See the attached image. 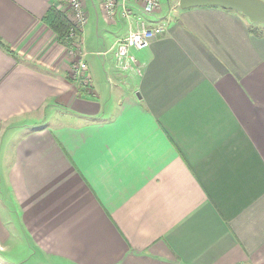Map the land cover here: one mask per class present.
I'll return each instance as SVG.
<instances>
[{"label": "crops", "instance_id": "obj_1", "mask_svg": "<svg viewBox=\"0 0 264 264\" xmlns=\"http://www.w3.org/2000/svg\"><path fill=\"white\" fill-rule=\"evenodd\" d=\"M82 4L79 58L62 0H0V264H264V24L172 6L120 71Z\"/></svg>", "mask_w": 264, "mask_h": 264}, {"label": "built area", "instance_id": "obj_2", "mask_svg": "<svg viewBox=\"0 0 264 264\" xmlns=\"http://www.w3.org/2000/svg\"><path fill=\"white\" fill-rule=\"evenodd\" d=\"M99 5L106 19L110 21L123 20L127 24V35L118 40L111 51H113L116 68L120 71H129L137 64L131 50L147 49L153 39L164 34L163 23L154 18L160 9V0H99ZM69 6L72 11L71 17L75 21L74 28L80 32L87 21L82 0H70ZM74 36L76 35L71 30L69 38ZM76 48V53H73L71 49L72 54L74 56L77 54L79 58L83 57V53L79 52V44ZM102 54H106V52ZM77 69L84 73L87 71V66L84 62L79 61ZM84 82H89L87 76L84 77Z\"/></svg>", "mask_w": 264, "mask_h": 264}, {"label": "water", "instance_id": "obj_3", "mask_svg": "<svg viewBox=\"0 0 264 264\" xmlns=\"http://www.w3.org/2000/svg\"><path fill=\"white\" fill-rule=\"evenodd\" d=\"M177 6L182 10L219 7L241 14L253 25L264 24V1L262 0H177Z\"/></svg>", "mask_w": 264, "mask_h": 264}, {"label": "trees", "instance_id": "obj_4", "mask_svg": "<svg viewBox=\"0 0 264 264\" xmlns=\"http://www.w3.org/2000/svg\"><path fill=\"white\" fill-rule=\"evenodd\" d=\"M42 20L45 25L56 35L60 42H64L68 46L71 45L72 39L69 38V34L70 30H72V26L62 11L55 7H50ZM250 32L254 35H257L256 28H251ZM77 36H80V32H78Z\"/></svg>", "mask_w": 264, "mask_h": 264}, {"label": "rangeland", "instance_id": "obj_5", "mask_svg": "<svg viewBox=\"0 0 264 264\" xmlns=\"http://www.w3.org/2000/svg\"><path fill=\"white\" fill-rule=\"evenodd\" d=\"M62 2L64 3V8H63V13L66 15V17L68 18V21H69V23L71 24V26H72V30L74 31V33L76 34V36H74V37H72V38H70V39H72V43H71V45H72V47H71V49L73 50V53L75 52L76 53V51H77V48H76V46H78V44H79V42H78V36H77V34H78V31L79 30H76L75 28H74V26H75V21L72 19V15H71V13H72V11L70 10V6H69V4H70V0H62ZM172 6H177V0H160V9H159V11H158V13H160L161 11L162 12H164V11H166V10H168L170 7H172ZM178 7V6H177ZM89 14L91 15V12H89ZM91 21H92V17H88L87 18V21H86V24L83 26L84 27V29H90L91 31H93L91 28H92V23H91ZM247 22H248V20H247ZM249 23V25H252L250 22H248ZM264 28V27H263ZM70 32H71V30H70ZM92 39V35L90 34V33H88L87 34V38H86V40H87V43L89 42V40H91ZM67 41V40H66ZM65 41V42H66ZM76 50V51H75Z\"/></svg>", "mask_w": 264, "mask_h": 264}]
</instances>
